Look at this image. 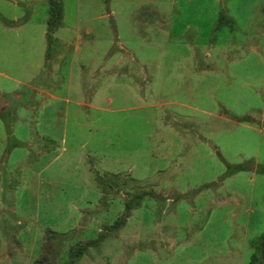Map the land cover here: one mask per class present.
<instances>
[{"label":"rangeland","instance_id":"rangeland-1","mask_svg":"<svg viewBox=\"0 0 264 264\" xmlns=\"http://www.w3.org/2000/svg\"><path fill=\"white\" fill-rule=\"evenodd\" d=\"M57 1L44 66L48 0H0V264L260 257L264 0Z\"/></svg>","mask_w":264,"mask_h":264},{"label":"trees","instance_id":"trees-1","mask_svg":"<svg viewBox=\"0 0 264 264\" xmlns=\"http://www.w3.org/2000/svg\"><path fill=\"white\" fill-rule=\"evenodd\" d=\"M49 4V17L46 22L45 29V40H46V50L44 56V66L48 64V59L50 55L51 44L53 43V39L51 37L52 33L56 30V28L60 25L61 19V5L57 0H48ZM243 168L240 166H232L228 167L226 172L220 176L219 181L223 180L226 176L233 174L236 171L242 170ZM264 173V168H261ZM144 196H153L151 192L147 193H137L133 194L129 200H126L123 204V211L121 215L112 223L110 226L104 227V231L107 232H115L119 229L123 223L125 218L127 217L128 212L131 210L133 203L140 200ZM105 238V233L101 232L96 240L87 241L84 244L76 245L70 248L67 251L66 259L62 264H75L78 259L87 251L88 248H95L98 244ZM256 250L260 253V257H257L255 254L250 256L249 264H264V235L258 238L257 248Z\"/></svg>","mask_w":264,"mask_h":264},{"label":"water","instance_id":"water-1","mask_svg":"<svg viewBox=\"0 0 264 264\" xmlns=\"http://www.w3.org/2000/svg\"><path fill=\"white\" fill-rule=\"evenodd\" d=\"M252 166H253V164H250V165H249V168H252Z\"/></svg>","mask_w":264,"mask_h":264}]
</instances>
